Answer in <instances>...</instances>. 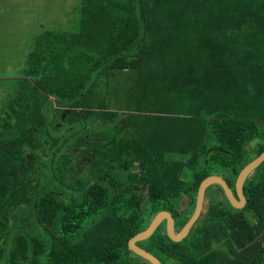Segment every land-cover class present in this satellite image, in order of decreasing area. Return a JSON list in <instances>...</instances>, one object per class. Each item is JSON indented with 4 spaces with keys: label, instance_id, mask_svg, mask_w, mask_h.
<instances>
[{
    "label": "trees",
    "instance_id": "trees-1",
    "mask_svg": "<svg viewBox=\"0 0 264 264\" xmlns=\"http://www.w3.org/2000/svg\"><path fill=\"white\" fill-rule=\"evenodd\" d=\"M263 152L264 0H82L0 106V264H150L129 241L154 215L181 230L204 179L234 185ZM217 188L187 239L138 245L162 264H264V163L242 209Z\"/></svg>",
    "mask_w": 264,
    "mask_h": 264
},
{
    "label": "rangeland",
    "instance_id": "rangeland-1",
    "mask_svg": "<svg viewBox=\"0 0 264 264\" xmlns=\"http://www.w3.org/2000/svg\"><path fill=\"white\" fill-rule=\"evenodd\" d=\"M81 3L82 0H0V106L14 92L36 37L46 28L77 25ZM78 175L84 178L87 173L80 170ZM217 189L219 196L222 195ZM209 201L207 199L205 210ZM187 203L188 197H185L180 209L186 208ZM166 228L167 225L160 226L158 230ZM179 230L176 228L177 233L182 229ZM136 259L138 263L146 264Z\"/></svg>",
    "mask_w": 264,
    "mask_h": 264
},
{
    "label": "water",
    "instance_id": "water-1",
    "mask_svg": "<svg viewBox=\"0 0 264 264\" xmlns=\"http://www.w3.org/2000/svg\"><path fill=\"white\" fill-rule=\"evenodd\" d=\"M263 163L264 152L260 156L252 160L240 171L236 180V191L238 196L235 195L234 191L228 184L227 180L223 177V175L213 174L204 179L200 186L197 206L194 211V215L179 233H177L176 231L175 220L172 217L171 212L169 210H161L157 213V215L153 217L152 222L146 230L137 234L129 241L130 252L135 253L136 255L142 257L151 264H162V262L157 257H154L150 252L139 247L137 244L150 239L153 236L154 232L158 230V228L162 225L164 221H167V235L173 242L179 243L187 239L202 216V213L205 208L207 191L210 186L220 185L224 189L231 204L236 208H242L246 204L244 184L246 180H248L249 177L256 171V169Z\"/></svg>",
    "mask_w": 264,
    "mask_h": 264
},
{
    "label": "flooded vegetation",
    "instance_id": "flooded-vegetation-1",
    "mask_svg": "<svg viewBox=\"0 0 264 264\" xmlns=\"http://www.w3.org/2000/svg\"><path fill=\"white\" fill-rule=\"evenodd\" d=\"M239 175V174H238ZM253 175V174H252ZM251 175V176H252ZM250 176V177H251ZM238 177V176H237ZM249 177V178H250ZM224 178H225V175H224ZM226 180H227V178H225ZM236 180H237V178H236ZM236 180H235V183H234V185H230L229 184V182H228V180H227V182H228V184L230 185V187L232 188V190L234 191V193H235V195L236 196H238V194H237V191H236ZM226 194V193H225ZM207 198V197H206ZM219 198L223 201V203L225 204V205H227V203L229 202L230 204H231V202L229 201V199H228V197H227V195L226 196H224V197H222V195H220L219 196ZM207 201V200H206ZM246 202H248V199H246ZM205 205H206V202H205ZM232 205V204H231ZM246 205V204H245ZM244 205V206H245ZM233 206V205H232ZM243 206V207H244ZM234 207V206H233ZM242 207V208H243ZM236 208V207H235ZM241 208V209H242ZM204 210H205V208H204ZM171 215H172V213H171ZM172 217L174 218V220H175V227L177 228V225H178V222H179V220L176 218V217H174L173 215H172ZM167 225V221H164L163 223H162V225L161 226H166ZM217 246H219L218 247V254H216V256L217 257H219V258H223L224 257V255L226 254L225 253V251H228L230 254H233L232 253V251H231V249H229L225 244H223V245H217ZM249 244L248 245H246L244 248H249Z\"/></svg>",
    "mask_w": 264,
    "mask_h": 264
}]
</instances>
